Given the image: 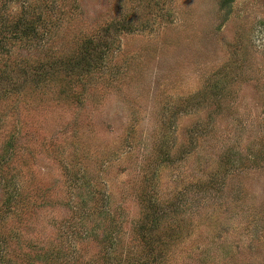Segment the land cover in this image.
Listing matches in <instances>:
<instances>
[{"label": "rangeland", "instance_id": "1", "mask_svg": "<svg viewBox=\"0 0 264 264\" xmlns=\"http://www.w3.org/2000/svg\"><path fill=\"white\" fill-rule=\"evenodd\" d=\"M22 18L0 264H264V0H0Z\"/></svg>", "mask_w": 264, "mask_h": 264}, {"label": "trees", "instance_id": "2", "mask_svg": "<svg viewBox=\"0 0 264 264\" xmlns=\"http://www.w3.org/2000/svg\"><path fill=\"white\" fill-rule=\"evenodd\" d=\"M29 22L23 18L18 23L16 24L14 23L13 25H9V26H3L0 22V47L3 46L6 42V38H5L6 35L3 32L4 30L9 29L11 31L12 30L15 31L14 33H17L18 31L25 33V31L28 29ZM80 61H81L80 59H68L64 62L65 63L64 67H66L67 69H73V70L75 69L79 72H82V71L84 72L85 70H87L86 63H85V66L84 65L82 66ZM20 70H21V72H19L20 76L21 75L24 76L30 73L29 66L27 65L23 66ZM15 75L17 74L13 72V70H9V69L3 72H0V84H3V86L5 87H7V85L10 86L11 83L15 84L16 82L13 81Z\"/></svg>", "mask_w": 264, "mask_h": 264}]
</instances>
